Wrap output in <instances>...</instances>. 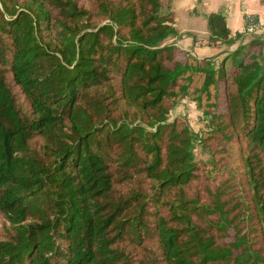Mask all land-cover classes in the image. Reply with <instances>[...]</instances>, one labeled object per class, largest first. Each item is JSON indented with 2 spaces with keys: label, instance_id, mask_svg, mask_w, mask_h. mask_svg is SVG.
I'll list each match as a JSON object with an SVG mask.
<instances>
[{
  "label": "trees",
  "instance_id": "16d2710c",
  "mask_svg": "<svg viewBox=\"0 0 264 264\" xmlns=\"http://www.w3.org/2000/svg\"><path fill=\"white\" fill-rule=\"evenodd\" d=\"M171 2L0 0V264H264V34Z\"/></svg>",
  "mask_w": 264,
  "mask_h": 264
},
{
  "label": "crops",
  "instance_id": "0c3cea01",
  "mask_svg": "<svg viewBox=\"0 0 264 264\" xmlns=\"http://www.w3.org/2000/svg\"><path fill=\"white\" fill-rule=\"evenodd\" d=\"M170 11L178 32L173 44L193 57L203 59L212 53L203 14L221 12L231 34L241 33L247 14L264 18V0H172Z\"/></svg>",
  "mask_w": 264,
  "mask_h": 264
},
{
  "label": "rangeland",
  "instance_id": "374dc122",
  "mask_svg": "<svg viewBox=\"0 0 264 264\" xmlns=\"http://www.w3.org/2000/svg\"><path fill=\"white\" fill-rule=\"evenodd\" d=\"M172 114L179 119L184 118L189 123L192 130H195V128L199 126L200 115L198 108L195 103L190 102L188 99L176 104L172 110ZM193 158L200 165L205 164L210 160V155L208 154L207 149L203 148L200 142L194 143ZM238 169L239 168L236 166V163H231L228 166V170L231 172L232 176L237 174ZM6 225L7 224L4 221V218L0 214V238L3 237Z\"/></svg>",
  "mask_w": 264,
  "mask_h": 264
},
{
  "label": "built area",
  "instance_id": "2783aa9c",
  "mask_svg": "<svg viewBox=\"0 0 264 264\" xmlns=\"http://www.w3.org/2000/svg\"><path fill=\"white\" fill-rule=\"evenodd\" d=\"M241 33L246 35L264 34V18L247 14Z\"/></svg>",
  "mask_w": 264,
  "mask_h": 264
}]
</instances>
